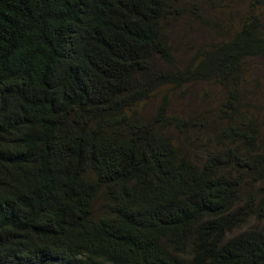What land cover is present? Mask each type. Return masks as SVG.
Instances as JSON below:
<instances>
[{"label": "trees", "instance_id": "1", "mask_svg": "<svg viewBox=\"0 0 264 264\" xmlns=\"http://www.w3.org/2000/svg\"><path fill=\"white\" fill-rule=\"evenodd\" d=\"M190 16L191 0H0V264H264L254 120L192 153L206 124L170 109L238 83L264 34L251 16L179 67L167 26Z\"/></svg>", "mask_w": 264, "mask_h": 264}, {"label": "rangeland", "instance_id": "2", "mask_svg": "<svg viewBox=\"0 0 264 264\" xmlns=\"http://www.w3.org/2000/svg\"><path fill=\"white\" fill-rule=\"evenodd\" d=\"M191 1L200 5L203 21L192 16L182 17L167 26L174 62L179 67L184 66L199 48L209 49L232 39L251 16L258 17L264 34V0ZM166 90L164 88L147 102L142 107L143 113L152 115ZM232 90L237 94L236 109L226 112L224 103L228 91ZM182 92H171V113L201 116L206 124L205 130L194 129L189 133L187 144L194 145L190 147L192 153H198L204 147L212 149L215 134L230 125L243 126L250 119L255 122L259 146L264 150V57L247 59L238 83L233 80L225 87L214 81L201 82ZM174 138L182 141L178 134H174Z\"/></svg>", "mask_w": 264, "mask_h": 264}]
</instances>
